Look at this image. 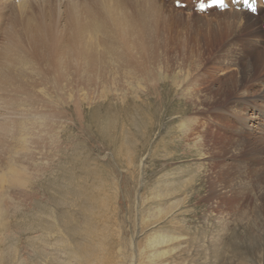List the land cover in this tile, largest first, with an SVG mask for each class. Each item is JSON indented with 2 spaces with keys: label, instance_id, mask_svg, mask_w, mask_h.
I'll return each instance as SVG.
<instances>
[{
  "label": "rangeland",
  "instance_id": "obj_1",
  "mask_svg": "<svg viewBox=\"0 0 264 264\" xmlns=\"http://www.w3.org/2000/svg\"><path fill=\"white\" fill-rule=\"evenodd\" d=\"M158 1L140 4V9L127 2L118 6L144 29L139 40L144 46L148 43L146 76L158 83L157 93L162 95L166 76L163 65L162 71L151 65L155 56L172 42L188 53L196 45L203 59L214 60L231 40L227 28L208 27L215 28V15L230 9L201 14L194 11L193 0H182L187 3L184 8L175 7L173 0ZM107 2L117 1L33 0L23 9L0 7L4 22L0 18L4 27L0 43L29 41L19 31L20 15L40 27L58 26L55 35H64L71 33L73 7L85 18L89 13L101 18V5ZM260 8L264 10L263 5ZM261 11L256 16H263ZM135 44L133 54L141 57L142 47ZM120 68L121 63L109 65L108 77ZM116 71L120 77L124 74ZM227 71L225 67L209 75L206 85L211 87L217 75L228 79ZM128 79L117 82V88L111 86L117 89L115 94L110 89L106 97L97 93L99 98L92 95L91 104L83 102L87 121L73 120L70 149L64 147L68 141L60 138L61 149L67 151L58 149L57 155H45L48 159L39 155L35 161L18 163L28 167L22 175L26 183L0 184V264H264V202L256 200L258 189L253 190L264 185V175L256 183L252 173H244L242 185L251 187L250 198L211 199L218 185L228 184L227 176L234 178V170H226L224 160L243 161L225 154L221 158L213 151L224 142L225 133L206 118L210 114L202 115L200 108H208V102L186 105L174 94L154 112L156 99L147 91L145 78L129 74ZM79 93L83 99L85 93ZM196 112L201 117L186 132L185 118ZM250 115L253 121H263L264 116L252 111ZM200 119L211 133L203 138V145L197 133ZM215 130L220 132L216 139Z\"/></svg>",
  "mask_w": 264,
  "mask_h": 264
},
{
  "label": "bare ground",
  "instance_id": "obj_2",
  "mask_svg": "<svg viewBox=\"0 0 264 264\" xmlns=\"http://www.w3.org/2000/svg\"><path fill=\"white\" fill-rule=\"evenodd\" d=\"M32 1L0 0V7L5 9L9 5L20 6V9H23ZM116 1L101 5L99 11L101 18L93 13H89L85 18L77 7H73L71 33L64 35H55L58 26L49 24L40 27L31 18L24 19L20 15L19 31L29 37V41L24 43L17 38V42L6 39L0 43V184L26 183L27 180H23L22 175L28 167L18 165L25 159L35 161L39 155L48 159L45 155H57L60 150L70 149L73 120L77 118L81 123L87 121L85 101L91 104L93 96L97 97V93L103 96L110 89L115 94L117 92L115 84L124 82L125 79L129 80V74H134L138 78H145V82H148L147 91H150L153 94L150 96L156 99L154 112L158 105H162V102L168 97H173L174 94L177 96L176 99L186 105H193L195 101V106L197 101H201L202 105L208 102V108L205 109L204 106L200 108L202 115L210 114L211 117L206 118L214 120L225 133L224 142H218L219 144L213 147V151L218 156L225 154L229 159L241 158L243 161L242 164H233L224 160L227 165L225 169L234 170V178L227 176L228 184L224 182L225 185L220 184L217 189L215 187L211 199L246 198L252 189L247 183L242 185L244 173H252L253 178L257 180L256 183H260L259 176L264 175V159L261 157L264 155V128H262L264 117L263 121L258 122L253 121V116L250 115L252 111L264 116V27L261 21L264 14L256 16L232 7L230 11L215 15L213 21L216 23L215 28L210 26L208 28L215 30L227 28L226 31L229 32L227 35L231 41L218 51L214 60L203 59L205 55L196 45L195 50L188 53L182 48L177 49L172 42L167 43L162 54L155 56L156 60L151 63L159 71H162L161 65L164 66L165 91L160 95L157 93L158 83H151L146 76L149 67L145 66L144 53L146 54L145 48L148 43L144 46L139 40L140 37H144L142 36L144 29L138 21L118 6V3L123 5L127 2L134 3L140 9L138 6L140 4H157L159 1ZM260 11L261 8L258 12ZM2 13L0 12L1 19ZM1 23L4 24L3 19ZM3 30L4 27L0 26V34ZM66 30L67 28L62 29L63 32ZM135 43L142 47L141 57L133 54ZM160 59L162 60L159 63ZM209 59H212L215 69L207 65ZM119 63L122 64L120 68L122 71L114 70L124 74L120 77L114 71V77L112 75L109 78L108 74L112 70L108 69V66L112 64L119 66ZM208 67L210 71L207 70ZM225 67L229 71L228 79L217 75L214 77L217 83L214 82L211 87L206 85L209 75L216 72L218 74ZM230 67L234 68L230 71ZM236 68L238 70L233 73ZM128 86L124 88L134 91ZM151 87L154 89L150 90ZM79 92L85 93L83 99ZM207 110L208 112H205ZM183 113V116L187 114V112ZM200 117L199 112L194 116H186L185 122H188V126L185 127V131L188 132V128L191 130L190 124L192 122L197 124ZM199 125L197 133L202 144L203 138L206 139L210 131L207 130L208 127L205 128L207 124L202 123L201 119ZM218 133L220 132L217 130L212 133L214 138ZM2 135L7 138L1 137ZM248 136L253 137L250 140ZM9 137L12 140H9ZM60 138L68 141L64 146L67 149H61ZM221 158H224V155ZM223 170L221 169V172L224 174ZM233 180L236 182L232 183ZM254 188L258 189L256 200L264 202V185H257L253 190Z\"/></svg>",
  "mask_w": 264,
  "mask_h": 264
},
{
  "label": "snow or ice",
  "instance_id": "obj_3",
  "mask_svg": "<svg viewBox=\"0 0 264 264\" xmlns=\"http://www.w3.org/2000/svg\"><path fill=\"white\" fill-rule=\"evenodd\" d=\"M252 11L255 12V11H256V8L254 7V8L252 9Z\"/></svg>",
  "mask_w": 264,
  "mask_h": 264
}]
</instances>
